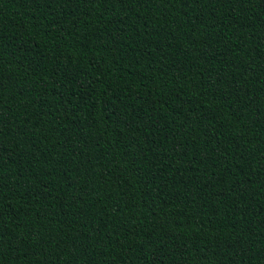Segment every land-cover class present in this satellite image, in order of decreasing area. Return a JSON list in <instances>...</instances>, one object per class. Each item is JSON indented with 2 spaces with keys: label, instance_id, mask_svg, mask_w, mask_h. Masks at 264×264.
<instances>
[{
  "label": "trees",
  "instance_id": "1",
  "mask_svg": "<svg viewBox=\"0 0 264 264\" xmlns=\"http://www.w3.org/2000/svg\"><path fill=\"white\" fill-rule=\"evenodd\" d=\"M0 264H264V0H0Z\"/></svg>",
  "mask_w": 264,
  "mask_h": 264
}]
</instances>
